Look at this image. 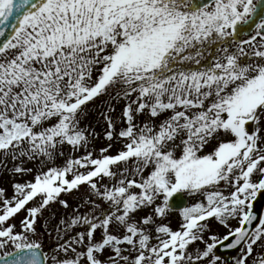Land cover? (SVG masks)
<instances>
[{"label": "snow or ice", "instance_id": "snow-or-ice-1", "mask_svg": "<svg viewBox=\"0 0 264 264\" xmlns=\"http://www.w3.org/2000/svg\"><path fill=\"white\" fill-rule=\"evenodd\" d=\"M0 173V264H264V0H0Z\"/></svg>", "mask_w": 264, "mask_h": 264}, {"label": "rangeland", "instance_id": "rangeland-1", "mask_svg": "<svg viewBox=\"0 0 264 264\" xmlns=\"http://www.w3.org/2000/svg\"><path fill=\"white\" fill-rule=\"evenodd\" d=\"M119 111H120V107H117V113H119ZM96 130L102 133L103 123H101L100 125H96ZM107 143H108L107 140L103 137V135H101L96 141V146H95L96 151L98 152L99 148L106 146ZM25 179H30V177H25ZM12 183H13V177L10 174L0 173V187L6 188L9 195H12V192H13ZM85 191H87V189H85ZM61 195L63 198L68 199L69 203L72 204L73 206H75L78 202L82 203L80 198L83 195V193L81 192H73V193L61 194ZM188 200H189L188 205H191L197 202L196 199H192L190 197L188 198ZM70 212H71V209L65 210L59 205H57L56 206V217H53L51 220H49L48 213H45L44 218L38 221L39 236L36 238L40 239L45 244L46 250H47V247L52 244V240L54 239V234L52 238H47L46 233L50 232L51 228L46 227V225L54 224L57 217L61 215H70ZM19 219L20 217H18L16 221L18 227H19ZM170 220L172 221V226L174 228L177 227L180 221L179 213H177L176 215L172 214L170 216ZM232 223H233V226H235V221H233ZM210 226H211L212 232L218 235H223L227 232V229L223 227L222 225H220L215 220L210 221ZM239 254L240 253H238L236 256H238ZM232 258H226V260L228 261V264H232Z\"/></svg>", "mask_w": 264, "mask_h": 264}, {"label": "water", "instance_id": "water-1", "mask_svg": "<svg viewBox=\"0 0 264 264\" xmlns=\"http://www.w3.org/2000/svg\"><path fill=\"white\" fill-rule=\"evenodd\" d=\"M186 205V201H185ZM264 207V195L258 197V200L255 202V210L258 211V214L262 217V211ZM237 253L234 249H225L219 248V253L222 257H226L227 255L234 256Z\"/></svg>", "mask_w": 264, "mask_h": 264}]
</instances>
